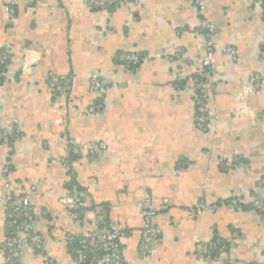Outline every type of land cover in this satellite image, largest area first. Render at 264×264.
<instances>
[{"label": "crops", "instance_id": "crops-1", "mask_svg": "<svg viewBox=\"0 0 264 264\" xmlns=\"http://www.w3.org/2000/svg\"><path fill=\"white\" fill-rule=\"evenodd\" d=\"M13 1L11 20L0 0V52L28 62L0 79V128L20 132L0 143V196L30 193L42 237L40 249L21 244L17 264H86L68 237L89 235L98 218L119 230L123 264H264V213L251 209L264 200V0H202L203 11L195 0H119L106 10ZM204 20L216 27L211 69ZM131 53L137 63L127 62ZM93 74L107 87L100 97L89 90ZM47 75L70 78L69 89ZM200 81L213 112L206 128L196 123ZM94 102L101 108L87 112ZM68 141L105 148L72 156ZM72 194L86 206L77 220L61 202ZM145 197L158 235L141 256ZM201 199L214 212L197 213ZM8 211L0 202V264Z\"/></svg>", "mask_w": 264, "mask_h": 264}, {"label": "built area", "instance_id": "built-area-1", "mask_svg": "<svg viewBox=\"0 0 264 264\" xmlns=\"http://www.w3.org/2000/svg\"><path fill=\"white\" fill-rule=\"evenodd\" d=\"M32 1V0H29ZM119 0H86V5L91 10H106L113 8ZM198 10L203 11L205 6L202 0H195ZM6 9L9 18L12 20L15 12L14 1L9 0ZM202 27L205 29L204 45L206 49L203 58V66L211 69L214 62L216 52V27L209 21H203ZM223 52L229 54L233 60H236V50L232 46H225ZM259 57L264 61V45L259 50ZM14 59L10 57L9 49H4L0 52V79L3 77H15L21 73L26 72L27 60ZM139 57L136 54H129L127 62L137 63ZM45 79L50 86H54L56 81H59L63 90L69 89L70 78L56 77L47 75ZM262 76L257 73L251 79V86L259 88L261 86ZM107 87L101 82L98 75L93 74L89 80V90L96 94V96L104 95ZM195 102L197 105L196 123L206 128L211 121L213 112L206 107L204 98V81L197 82ZM101 102H94L91 104L87 112H94L101 108ZM20 135L18 127L14 124H9L0 128V143L11 142L17 139ZM105 148L103 142H82V141H68L66 150L69 155H76L84 153L86 157L94 156ZM55 161V160H53ZM237 158L226 160L223 162L224 167H230ZM63 163H66L64 160ZM1 171L6 172L7 168H2ZM31 194H22L18 196L3 195L0 196V202H4L8 207L7 213L8 227L10 234L7 235L2 243L1 253L4 258L3 264H17L19 258V247L23 243H28L34 249L41 248L42 237L32 229L33 222V208L30 199ZM64 204L70 210V217L73 219H80L85 210V202L82 197L77 194L67 195L61 198ZM141 216L143 219V228L141 230V238L138 245V251L141 256H145L150 252L149 242L157 238L158 232L153 223L154 208L151 199L145 197L141 203ZM197 213L204 211L214 212L215 207L204 200H199L195 208ZM252 210L257 213H264V200L255 199L252 202ZM98 218V217H97ZM95 230L89 235L85 236H69L71 252L75 259L80 263L86 264H123L122 248L119 243V230L111 223L100 221ZM211 264V262L207 263Z\"/></svg>", "mask_w": 264, "mask_h": 264}, {"label": "trees", "instance_id": "trees-1", "mask_svg": "<svg viewBox=\"0 0 264 264\" xmlns=\"http://www.w3.org/2000/svg\"><path fill=\"white\" fill-rule=\"evenodd\" d=\"M251 209H252V204H251Z\"/></svg>", "mask_w": 264, "mask_h": 264}]
</instances>
